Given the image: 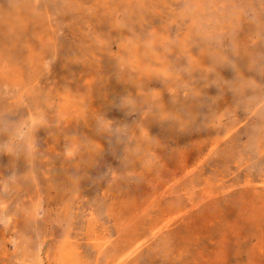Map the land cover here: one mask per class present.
<instances>
[{
	"label": "rangeland",
	"instance_id": "rangeland-1",
	"mask_svg": "<svg viewBox=\"0 0 264 264\" xmlns=\"http://www.w3.org/2000/svg\"><path fill=\"white\" fill-rule=\"evenodd\" d=\"M0 264H264V0H0Z\"/></svg>",
	"mask_w": 264,
	"mask_h": 264
}]
</instances>
